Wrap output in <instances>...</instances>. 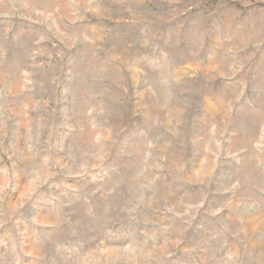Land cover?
Returning a JSON list of instances; mask_svg holds the SVG:
<instances>
[{
	"label": "rangeland",
	"instance_id": "rangeland-1",
	"mask_svg": "<svg viewBox=\"0 0 264 264\" xmlns=\"http://www.w3.org/2000/svg\"><path fill=\"white\" fill-rule=\"evenodd\" d=\"M0 264H264V0H0Z\"/></svg>",
	"mask_w": 264,
	"mask_h": 264
}]
</instances>
